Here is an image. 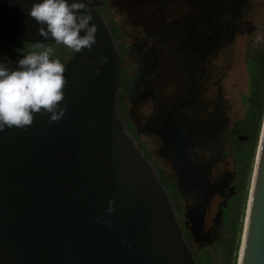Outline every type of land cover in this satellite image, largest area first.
<instances>
[{
	"label": "water",
	"instance_id": "water-1",
	"mask_svg": "<svg viewBox=\"0 0 264 264\" xmlns=\"http://www.w3.org/2000/svg\"><path fill=\"white\" fill-rule=\"evenodd\" d=\"M33 2L0 0V39L55 42L28 16ZM85 2L97 43L65 66V115L0 132V264H196L168 194L118 117L120 56ZM203 222L190 228L200 244ZM238 264H264V115Z\"/></svg>",
	"mask_w": 264,
	"mask_h": 264
},
{
	"label": "flooded vegetation",
	"instance_id": "flooded-vegetation-1",
	"mask_svg": "<svg viewBox=\"0 0 264 264\" xmlns=\"http://www.w3.org/2000/svg\"><path fill=\"white\" fill-rule=\"evenodd\" d=\"M90 1L120 56L118 117L168 194L179 224L184 218L186 233L180 227L191 250L190 228L198 216L204 215V242L211 236V201L226 189L230 201L235 192L236 176L210 181L214 161L203 152L215 150L231 126L226 80L238 39L254 34L262 47L248 62L251 83L264 64V0ZM251 18L263 19L257 25ZM38 44L51 47L65 66L77 53L55 42L1 38L0 63L15 69L24 55L40 50ZM228 136L250 151L252 135L244 121L232 125ZM182 202L183 216L177 206ZM226 207L227 202L224 213Z\"/></svg>",
	"mask_w": 264,
	"mask_h": 264
},
{
	"label": "clouds",
	"instance_id": "clouds-1",
	"mask_svg": "<svg viewBox=\"0 0 264 264\" xmlns=\"http://www.w3.org/2000/svg\"><path fill=\"white\" fill-rule=\"evenodd\" d=\"M28 16L40 26V36L74 52L91 51L97 43L98 28L91 23V8L85 0H35ZM37 47L40 50L24 55L15 69L0 63V132L26 130L33 125L35 115L47 114L49 124L59 122L67 111V105L61 107L68 83L65 65L53 58L51 47ZM100 61L102 67L108 58L101 56ZM113 204L109 201V213Z\"/></svg>",
	"mask_w": 264,
	"mask_h": 264
},
{
	"label": "rangeland",
	"instance_id": "rangeland-1",
	"mask_svg": "<svg viewBox=\"0 0 264 264\" xmlns=\"http://www.w3.org/2000/svg\"><path fill=\"white\" fill-rule=\"evenodd\" d=\"M263 3L262 1H259ZM257 25L263 18H251ZM257 35L245 36L240 38L235 45V53L233 56L232 67L226 80V86L229 89V102L231 110L228 117L231 120V126L221 139L220 144L215 150H206L203 154L207 159L213 160L214 165L210 171V181L219 182L222 180L229 181L231 177L236 176L234 193L227 201L228 190L224 193L215 195L208 208L206 227L210 232V239L196 243L193 238L190 242L191 251L196 264H238L246 213L250 190L253 181V174L256 162L257 145L260 136L264 110L262 112L260 128L255 132H249L252 139L257 138V144L252 149V142L249 148H243L241 145L244 141L239 138L231 139L228 133L232 129V125L246 121L247 116L253 107V96L256 92L262 93L260 83L256 81L254 84L250 82L248 73V62L253 59L254 54L260 52L262 47L258 42ZM264 53V52H263ZM259 54V53H258ZM250 129V128H249ZM251 130V129H250ZM248 131V130H247ZM251 150L253 154L251 155ZM203 156V155H202ZM237 175H234V172ZM227 202L225 213L222 208ZM185 203L177 204L182 216L186 209ZM184 218L180 219V225L184 232ZM200 245V246H199Z\"/></svg>",
	"mask_w": 264,
	"mask_h": 264
},
{
	"label": "trees",
	"instance_id": "trees-1",
	"mask_svg": "<svg viewBox=\"0 0 264 264\" xmlns=\"http://www.w3.org/2000/svg\"><path fill=\"white\" fill-rule=\"evenodd\" d=\"M264 60V59H263ZM254 76L256 79L253 80V84L258 81L260 83V88L262 89V93L256 92L253 96V107H251V111L249 115L247 116V119L244 123L245 129H247L249 132L255 133L261 125V118H262V112L264 110V64L263 66L260 65V67L256 68L254 72ZM251 130H250V129ZM257 144V138L252 139V149L256 147ZM253 154L251 150V155Z\"/></svg>",
	"mask_w": 264,
	"mask_h": 264
}]
</instances>
